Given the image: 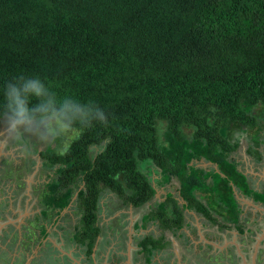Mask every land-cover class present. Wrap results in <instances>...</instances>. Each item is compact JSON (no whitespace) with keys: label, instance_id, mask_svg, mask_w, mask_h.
<instances>
[{"label":"trees","instance_id":"obj_1","mask_svg":"<svg viewBox=\"0 0 264 264\" xmlns=\"http://www.w3.org/2000/svg\"><path fill=\"white\" fill-rule=\"evenodd\" d=\"M32 79L45 94L23 98L29 121L78 131L63 155L39 153L54 169L41 215L51 221L75 195L72 239L86 257L104 190L137 209L175 180L184 205L168 191L141 219L173 235L185 210L242 234L231 185L264 203L228 159L237 134L258 145L264 131V0H0V118L7 86ZM86 108L105 121L78 123ZM167 240H140L147 263Z\"/></svg>","mask_w":264,"mask_h":264},{"label":"rangeland","instance_id":"obj_2","mask_svg":"<svg viewBox=\"0 0 264 264\" xmlns=\"http://www.w3.org/2000/svg\"><path fill=\"white\" fill-rule=\"evenodd\" d=\"M10 122L11 118L8 116L0 118V223L2 220L5 222L4 218L7 217L8 213L10 215L16 214L14 218L9 217L8 220L15 226L19 236L17 241L18 244L13 245L10 237L12 231L6 227L3 232H1L0 264H3V262L4 264H24V262L30 264V259L32 264H44V262L47 263V261H45L47 254H49V258L55 255L52 250V245H54V243L57 244L62 241L64 248L68 250L70 247L73 248L72 246L75 247L71 235H73V228L79 219V212L76 208V197L74 195L69 206L59 214L56 222L45 220V218L40 215L43 207L40 205L39 200L45 190V185L53 178L54 169H49L45 165L44 161L39 157V153L48 149L50 145H52L57 152H60L65 143L69 144L77 136L78 131L68 128L64 131H60L59 124L61 123H58L55 120H42L40 124L38 121H28L27 125L21 127L15 134L17 136L22 135L24 141L29 146V151L24 153L19 147H17L13 140V134L9 132L8 125ZM158 127L160 131L164 130L163 123L159 124ZM52 132L55 133L54 136L50 134ZM69 135L73 137L70 141L67 139ZM260 136L264 141V131H262ZM236 137L238 139L239 148L230 154L228 159L230 160L233 158L235 160H241L245 163V165L242 163L241 167L246 169L245 166H247L248 171L253 168L254 170L261 169V172H264V158L263 160L261 159L260 152L258 151L261 146L259 148L258 145L250 144L244 137H241L240 134H237ZM250 146H252V150H249ZM90 151L95 154L98 149L91 148ZM244 157L246 159H244ZM195 166L205 170L206 167L209 166L211 167L210 169L215 170L214 165H207L201 160L196 161ZM263 179L262 176L260 182L262 187H264ZM22 182L27 186L24 188L25 190L20 187ZM79 187L82 188V185L79 184ZM177 189L178 183L174 180L170 185L157 189L156 196L143 207L137 209L129 205L123 206V203L115 194L108 190H104L100 194L98 204L99 213H97V216L100 218V212H102L105 214L103 218L106 220L107 226L108 223L109 227L112 224L110 228H102L101 230V241L104 242V239H106V243H109V245L111 244V251L102 252L103 256L101 257H98L101 251L95 252L98 254L94 256L96 261L94 262L90 259L89 264H104V260L99 259L103 257L106 260L105 264H111L113 260L116 264L120 263V261H122V251L121 249H115L114 242L119 238L121 240V238L130 237L134 231L131 225L140 222L142 215L148 212V208L153 207L156 203L162 201L166 192H171L179 201ZM23 196L25 197L23 207L26 210L20 211L19 208ZM244 206L245 205L242 204L240 207ZM184 214L186 216V222L190 224L188 234L182 230L172 236L170 233L162 232L157 225H151V222H148L149 227L143 228L144 230L140 229L134 231L133 238L135 240L128 238L127 243L129 244L130 249L125 251V253L127 252L125 255H128L129 258L131 256L132 262L134 260L132 264H144L143 261L140 260L144 259L143 256L138 254L141 251L138 244L142 238L141 235L147 234L154 238L165 234L164 236L170 240V244L168 242L162 254L163 260L166 264H173L175 259H177L178 264L237 263L235 258L231 259L228 257V250L223 249L222 246H220V248H209L199 237L200 235L202 238L205 236L208 241L212 240L213 242L217 241L220 243L223 239V233L227 234V237L229 236V238H232L231 234H228L226 230H219L216 226L210 225L194 211L193 214L196 221L187 218L188 213L186 214V212H184ZM250 218L251 215L249 219ZM52 219H54V217ZM257 220L258 223L256 224V227H259V225L264 223V217L262 216ZM247 221L248 219L246 220V223H248ZM42 223H45L49 230L54 228L55 232L51 231V235L48 238L50 242H53L52 245L48 244L46 246L45 242L48 243V240L45 242L41 241L44 239L39 235V228L42 226ZM99 224L105 226V222H103L102 219H99ZM193 226H195V228L198 226L200 231L197 229L191 230L194 228ZM237 237L241 239L243 236ZM138 239L140 240L138 241ZM234 242L237 244L241 243L238 239L237 241L234 240ZM23 243L26 244V247L23 246ZM17 249L19 250V253L17 255L15 254L13 257V254L14 252H17ZM82 253H84V251L80 250L79 255L83 256ZM12 257L14 258L13 261L10 260ZM137 260H139V263L136 262ZM57 264L67 263L66 261L62 263V261L59 260Z\"/></svg>","mask_w":264,"mask_h":264},{"label":"crops","instance_id":"obj_3","mask_svg":"<svg viewBox=\"0 0 264 264\" xmlns=\"http://www.w3.org/2000/svg\"><path fill=\"white\" fill-rule=\"evenodd\" d=\"M258 146H259V148H260V146H261V148H260V150L258 149V151L260 152V156H261V159L263 160V158H264V156H263V153H264V141L261 139V137H260V139H259V144H258ZM244 159H246L245 157H244ZM230 162H232V163H234L235 164V169H236V171L237 172H239L240 174H242L243 176H244V180H245V182H246V184H247V186H248V188L252 191V192H254V193H262V191L264 190V187H262V185H261V178H262V176H263V178H264V172L262 171L261 172V169H257V170H254L253 168H252V170H247L248 169V167L247 166H245L246 167V169L245 168H243V167H241V164L243 163L244 165H245V163L244 162H242L241 160H235V159H230L229 160ZM264 161V160H263ZM249 167H250V165H249ZM264 169V168H263ZM264 180V179H263ZM235 188V187H234ZM236 189V188H235ZM236 191L238 192V194H240L241 195V193L238 191V189H236ZM241 196H243V195H241ZM243 197H245V196H243ZM245 198H248L249 200H251L252 201V203H254L255 204V206L256 207H252L251 205H249V204H243V205H245L244 207H240L238 204V208H239V210H240V215H239V220H240V224H242V230H243V232H242V234H239L238 233V231L232 226L230 229H219V230H226L227 231V233L228 234H231L232 235V238H229V236L227 237V234H225V233H223V239L222 240H226L225 242L226 243H228V242H230L231 240L234 242V240H236L237 241V239H238V237L237 236H240V235H242L244 238H254V239H256V238H258V237H260V238H264V233H262V227L259 225V227H256V224L258 223L257 221V219H259L261 216L262 217H264V203H261V202H256L253 198H251V197H245ZM64 211V210H63ZM98 213H99V211H98ZM188 213V212H187ZM186 213V214H187ZM104 215L105 214H103L102 212H100V218L97 216V223H96V225L99 227V229H100V234H99V237H98V239H96V241H95V243H94V246H93V249H92V255H91V259L95 262L96 261V259L94 258V256L95 255H98L97 253H95V251L96 252H100L101 251V253H100V257L101 256H103V255H101L102 254V252H107V251H111V244L109 245V243H106L107 242V240L106 239H104V242L103 241H101L102 239H101V230H102V228H106V229H108V228H110L111 227V225H110V227H109V223H108V226H107V223H106V220L103 218L104 217ZM145 214H143L142 215V217L144 216ZM250 215H251V218L249 219V217H250ZM187 218H189V219H192V220H194V221H196L195 220V216H194V214H193V212H191L190 214L188 213V215H187ZM99 219L101 220H103V222H105V226H107V227H105V226H101L100 224H99ZM142 219V218H141ZM141 219H140V222H136L134 225H131L132 227H133V229H134V231H138V230H140V229H143V225H142V223H141ZM184 219H185V223H184V226H183V228H182V230H183V232H185V233H187L188 234V231H189V229H190V224H188L187 222H186V216H184ZM244 221H243V220ZM248 219V223H246V220ZM51 222H54V221H51ZM110 223H111V221H110ZM245 225H244V224ZM52 224H54V223H52ZM157 224L155 223V226H156ZM42 228H43V230H44V234H45V237H44V239L43 240H41V241H43V242H45L46 240H48V243L47 242H45L46 243V246L48 245V244H53V242H50L49 241V236L51 235V231H54V228H52V229H48L47 228V226H46V224L45 225H43V226H41ZM147 227H149V225H148V223H146V225H145V227L144 228H147ZM194 228L193 229H191V230H196V229H198L199 231H200V228L198 227V226H196V228H195V226H193ZM184 229H185V231H184ZM134 231L132 232V235H130V237H127V238H121V240H120V238L116 241V242H114V247H115V249H121V251H122V253H121V256H122V261H120V263H122V264H132L133 262H134V260H133V262H132V259H131V256H130V258H127L126 257V259H125V255L124 254H126L125 253V251H127L128 249H130V247H129V244L127 243V241H128V238H131V239H134L133 237H134ZM55 232V231H54ZM203 233V232H202ZM52 234H55V233H52ZM126 234V233H125ZM204 235V234H203ZM205 237V236H204ZM241 237V236H240ZM263 238H262V240H263ZM71 239H72V235H71ZM135 240V239H134ZM140 239H138V241H139ZM228 240V241H227ZM240 240V239H239ZM50 242V243H49ZM222 242V241H221ZM215 243L216 244H218L219 242H217V241H215ZM108 246H107V245ZM230 244V243H229ZM57 245V246H56ZM23 246H25L26 247V244L25 243H23ZM53 246V251H54V253H55V257L54 256H51V258H49L50 256H49V254H47V258H46V260L45 261H47V263L46 262H44V264H57L58 263V261L60 260V261H62V263H64V261H66V263L67 264H86L85 262H84V260H85V258L83 257V256H81V255H79L80 254V250L81 249H79V248H77V245L75 244V247L74 246H72L73 248H71L70 247V249L68 250V249H65L64 248V244L62 243V241L61 242H59V243H57V244H55L54 243V245H52ZM50 247V246H49ZM101 249V250H100ZM51 250V251H52ZM131 250H133V249H131ZM17 252H14V254H13V257L15 256V254L17 255L18 253H19V250L17 249L16 250ZM78 251V252H77ZM94 252V253H93ZM124 253V254H123ZM12 257V259H10V260H14V258ZM94 258V259H93ZM99 259H103L104 260V264H105V262H106V260H105V258L103 257V258H99ZM158 259H159V255L158 256H156L154 259L152 258V260H151V264L152 263H154V262H158ZM50 260V261H49ZM126 260V261H125ZM30 261V264H32L31 263V259L29 260ZM136 262H138L139 263V260H137ZM25 263V262H24ZM120 263H117V264H120ZM26 264V263H25ZM29 264V263H28ZM92 264H94V263H92ZM103 264V263H102ZM111 264H116V262L113 260V262L111 263Z\"/></svg>","mask_w":264,"mask_h":264},{"label":"clouds","instance_id":"obj_4","mask_svg":"<svg viewBox=\"0 0 264 264\" xmlns=\"http://www.w3.org/2000/svg\"><path fill=\"white\" fill-rule=\"evenodd\" d=\"M45 94V90L42 85H40L38 80L32 79L27 80L23 83L20 88H17L15 84H9L6 90V110L11 117V122L8 125L9 132L13 134V140L17 147L21 149L22 152L27 153L29 151V146L24 141L23 136L15 135L19 129L26 126L29 119L32 118V114L24 105L23 98L27 95L41 96ZM78 123L83 126H88L90 122L97 121L103 123L105 121V114L101 109L98 108H86L78 109ZM67 128L66 124H59L60 131H64ZM53 136L54 132L50 133ZM73 137L69 135L67 139L70 141ZM69 147L68 143H65L60 150V154L63 155ZM132 207V206H131Z\"/></svg>","mask_w":264,"mask_h":264},{"label":"flooded vegetation","instance_id":"obj_5","mask_svg":"<svg viewBox=\"0 0 264 264\" xmlns=\"http://www.w3.org/2000/svg\"><path fill=\"white\" fill-rule=\"evenodd\" d=\"M20 184V183H19ZM20 187H22L23 189L24 188H26L27 186H25L24 184H23V182H22V184L20 185ZM25 190V189H24ZM157 191L158 190H156V193H157ZM156 193H155V195H154V197L156 196ZM153 197V198H154ZM180 197V196H179ZM24 199H25V197L23 196V198H22V201H21V203H20V211H24V210H26V209H24V207H23V202H24ZM41 199V198H40ZM119 199V198H118ZM121 202H122V200H121ZM161 202V201H160ZM39 203H40V200H39ZM123 203V202H122ZM69 206V205H68ZM67 206V207H68ZM123 206H124V204H123ZM129 206H131V205H129ZM43 210H44V207L42 208V211L41 212H43ZM65 210V209H64ZM41 212H40V215H41ZM188 212H193V211H190V210H188ZM16 215V214H15ZM15 215H10L9 213L7 214V217H5L4 219H5V222L2 220L1 221V223H0V225L2 226V227H0V237H1V232H3V230L6 228V227H8L11 231H12V235H10V237H11V240H12V242H13V245H15V244H18V231L16 230V228H15V226L14 225H12V223L8 220L9 219V217H11V218H14V216ZM184 216H185V214H184ZM56 218V219H55ZM54 219H55V222L57 221V219H58V216L56 217V216H54ZM54 219H52V221L54 220ZM45 220H47V219H45ZM184 221H185V219H184ZM9 222V223H8ZM42 222V221H41ZM6 223H8V224H6ZM244 224V223H243ZM43 225H45V223H42V226ZM151 225H155V222L154 223H152ZM245 225V224H244ZM262 225H263V223L260 225L261 227H262ZM41 228V227H40ZM40 228H39V230H40ZM144 230V229H143ZM198 230V229H197ZM162 231V230H161ZM162 232H165V231H162ZM197 232V231H196ZM166 233V232H165ZM168 233V232H167ZM171 234V233H170ZM39 235H40V237H42V234H41V231H39ZM163 236L165 235V234H162ZM172 236H174L173 234H171ZM146 236H149V234H147V235H141V237L142 238H144V237H146ZM151 236V235H150ZM161 236V235H160ZM159 236V237H160ZM199 236V235H198ZM241 237H242V235H240ZM153 237V236H152ZM159 237H157V239L159 238ZM201 239H202V241L203 242H205V241H207V242H210V243H212V244H214V245H216V246H218L219 248H220V246H222L223 247V249H225V250H228V252H227V255H228V257L229 258H235L236 260H237V263L236 264H252L253 263V260H252V254H253V245H254V243H255V239L254 238H238V240L241 242L240 244L238 243L237 245H238V248H240V253L242 254V256L244 257V262H243V260H242V258L239 256V254L237 253V251H236V247L235 246H233L232 244H228V243H226L224 240H222V242H220V243H218V244H216L215 242H213L212 240V242L211 241H208V240H206L207 238L206 237H203L202 238V236L200 235L199 236ZM8 238V237H7ZM141 238V239H142ZM154 238V237H153ZM199 238V239H200ZM168 238L166 237V240H167ZM43 240V239H42ZM168 242H169V244H170V240H167ZM200 245V244H199ZM94 246V245H93ZM207 246L209 247V248H215V246H213V245H209V244H207ZM78 247V246H77ZM16 248V247H15ZM14 248V249H15ZM165 248L166 247H164L163 249H161L160 251H157V252H155L154 253V255H153V259L156 257V256H158L159 255V259H158V262H154V263H152V264H166V262L163 260V256H162V254H163V252H164V250H165ZM92 249H93V247H92ZM231 250V251H230ZM82 251H84V249L82 250ZM96 252V251H95ZM94 253V252H93ZM228 253H230V254H228ZM124 254V253H123ZM139 255H142L143 256V258L144 259H140L141 261H143V263L144 264H151V263H147L146 262V259H145V256H144V254L143 253H138ZM82 255H83V257L85 258V260H84V262L86 263V264H89V260L91 259V255H92V253H91V255L89 256V257H86L85 255H84V253H82ZM102 255V254H101ZM125 255V254H124ZM98 257H100V255H98ZM125 259H126V255H125ZM4 261V260H3ZM2 261V262H3ZM126 261V260H125ZM3 264H4V262H3ZM25 264V263H24ZM173 264H178V262H177V259H175V261H174V263ZM254 264H264V239H263V241L261 242V244H260V247L258 248V251H257V253L255 254V257H254Z\"/></svg>","mask_w":264,"mask_h":264},{"label":"water","instance_id":"obj_6","mask_svg":"<svg viewBox=\"0 0 264 264\" xmlns=\"http://www.w3.org/2000/svg\"><path fill=\"white\" fill-rule=\"evenodd\" d=\"M206 164L207 165H211L210 163H207L206 162ZM215 166V172H218V170H217V166L216 165H214ZM220 176H222V174H220ZM231 187H232V192H233V196H234V199H235V201L237 202V204L238 205H242V204H249V205H251L252 207H256L255 206V204L254 203H252V201L251 200H249L248 198H245V197H243V196H241L240 194H238V192L236 191V189L234 188V186H232L231 185ZM179 195V194H178ZM177 200V199H176ZM177 202H178V204L179 205H184V201L179 197V201L177 200ZM184 212H188V210H185ZM189 214L191 213V212H188ZM9 223V222H8ZM8 223H6V224H8ZM0 227H2L1 225H0ZM262 233H264V223H263V225H262ZM263 238V237H262ZM262 238H260V237H258V238H256L255 240V243H254V245H253V254H252V260H253V263L252 264H254V257H255V254L257 253V251H258V248L260 247V244H261V242L263 241L262 240ZM98 239V238H97ZM264 239V238H263ZM205 243L206 244H209V245H213V246H215V248H219L218 246H216V245H214V244H212V243H210V242H207V241H205ZM232 244L233 246H235L236 247V251H237V253L239 254V256L242 258V260H243V262H244V257L242 256V254L240 253V248H238V245H237V243L236 242H233V241H230V242H228V244ZM127 258H129V256L127 255L126 256Z\"/></svg>","mask_w":264,"mask_h":264}]
</instances>
